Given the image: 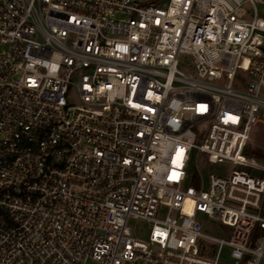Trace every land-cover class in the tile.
Here are the masks:
<instances>
[{"label":"built area","instance_id":"obj_1","mask_svg":"<svg viewBox=\"0 0 264 264\" xmlns=\"http://www.w3.org/2000/svg\"><path fill=\"white\" fill-rule=\"evenodd\" d=\"M257 5L0 0V264L260 263Z\"/></svg>","mask_w":264,"mask_h":264},{"label":"rangeland","instance_id":"obj_2","mask_svg":"<svg viewBox=\"0 0 264 264\" xmlns=\"http://www.w3.org/2000/svg\"><path fill=\"white\" fill-rule=\"evenodd\" d=\"M256 8H257L259 15L264 16L262 7L257 5ZM245 156L250 157L251 159H254L259 164H264V126L263 125H257L251 128L249 138L247 141ZM204 162H205V158L202 159L203 164ZM200 168L203 170L205 167L204 165H202ZM224 169H227L229 172L237 170V168L229 162H221L217 165H213L210 167V170L213 173H217ZM198 217L204 226L203 233H204V236L206 237L204 239L205 244L207 245L210 244L207 237L214 236V237L223 238V239L227 238L226 237L227 230L225 228L221 227L218 223H215L207 219L206 216L204 215H199ZM128 225L131 228H143V229L148 230L147 224L144 222L138 221V220L130 219L128 222ZM229 251H230L229 248L226 246H223L220 249L219 259L221 262L226 263V264L230 263Z\"/></svg>","mask_w":264,"mask_h":264},{"label":"crops","instance_id":"obj_3","mask_svg":"<svg viewBox=\"0 0 264 264\" xmlns=\"http://www.w3.org/2000/svg\"><path fill=\"white\" fill-rule=\"evenodd\" d=\"M259 264H264V258L260 261Z\"/></svg>","mask_w":264,"mask_h":264},{"label":"trees","instance_id":"obj_4","mask_svg":"<svg viewBox=\"0 0 264 264\" xmlns=\"http://www.w3.org/2000/svg\"><path fill=\"white\" fill-rule=\"evenodd\" d=\"M254 232L256 233V231H254ZM255 233H254V234H255Z\"/></svg>","mask_w":264,"mask_h":264}]
</instances>
